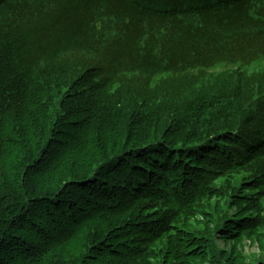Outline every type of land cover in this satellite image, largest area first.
I'll list each match as a JSON object with an SVG mask.
<instances>
[{"label": "trees", "instance_id": "trees-1", "mask_svg": "<svg viewBox=\"0 0 264 264\" xmlns=\"http://www.w3.org/2000/svg\"><path fill=\"white\" fill-rule=\"evenodd\" d=\"M0 264H264V0H0Z\"/></svg>", "mask_w": 264, "mask_h": 264}, {"label": "rangeland", "instance_id": "rangeland-1", "mask_svg": "<svg viewBox=\"0 0 264 264\" xmlns=\"http://www.w3.org/2000/svg\"><path fill=\"white\" fill-rule=\"evenodd\" d=\"M245 246V254H257L259 253L260 249L256 243H250L249 241L243 243Z\"/></svg>", "mask_w": 264, "mask_h": 264}]
</instances>
